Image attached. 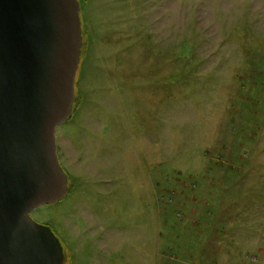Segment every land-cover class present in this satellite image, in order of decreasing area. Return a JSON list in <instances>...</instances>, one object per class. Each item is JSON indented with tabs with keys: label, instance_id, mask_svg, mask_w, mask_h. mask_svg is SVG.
<instances>
[{
	"label": "rangeland",
	"instance_id": "1",
	"mask_svg": "<svg viewBox=\"0 0 264 264\" xmlns=\"http://www.w3.org/2000/svg\"><path fill=\"white\" fill-rule=\"evenodd\" d=\"M80 3L64 264H264V0Z\"/></svg>",
	"mask_w": 264,
	"mask_h": 264
},
{
	"label": "water",
	"instance_id": "2",
	"mask_svg": "<svg viewBox=\"0 0 264 264\" xmlns=\"http://www.w3.org/2000/svg\"><path fill=\"white\" fill-rule=\"evenodd\" d=\"M84 47L80 0H0V264H64L32 213L64 200L57 129L69 121Z\"/></svg>",
	"mask_w": 264,
	"mask_h": 264
},
{
	"label": "trees",
	"instance_id": "3",
	"mask_svg": "<svg viewBox=\"0 0 264 264\" xmlns=\"http://www.w3.org/2000/svg\"><path fill=\"white\" fill-rule=\"evenodd\" d=\"M83 33H84V27H83ZM84 45H85V41H84ZM65 248V247H64ZM65 251H66V248H65ZM69 254H67V256H68ZM69 258H70V256H69Z\"/></svg>",
	"mask_w": 264,
	"mask_h": 264
}]
</instances>
